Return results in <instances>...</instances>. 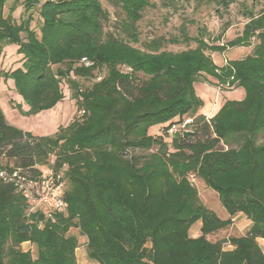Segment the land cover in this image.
<instances>
[{"label": "trees", "instance_id": "16d2710c", "mask_svg": "<svg viewBox=\"0 0 264 264\" xmlns=\"http://www.w3.org/2000/svg\"><path fill=\"white\" fill-rule=\"evenodd\" d=\"M13 1L5 16L7 0H0V55L5 44L18 45L21 65L4 78L13 80L31 112L62 99L66 76L74 84L75 77L98 70V80L81 92L76 88L73 98L84 114L52 135L7 123L0 108V159L36 173L48 165L64 167L67 203L66 215L39 228L43 216H27L22 196L0 179V264H77L79 240L66 235L70 225L86 237V257L97 264H264L257 241L264 240V9L228 42L244 44L255 36L252 53L217 66L205 51L222 48L203 39L180 52L159 51L177 38L152 40L147 51L133 47L128 40L137 42L148 0H117L123 37L104 31L109 14L100 0ZM195 1L227 6L231 0ZM16 4L24 13L37 8L39 36L30 15L15 23ZM182 36L191 41L185 31ZM202 74L243 88L244 97L226 100L208 120L194 115L203 106L194 88ZM183 116L192 119L193 133L176 132L170 143L148 133ZM189 173L217 192L227 219L201 203ZM237 214L251 221L244 235L207 238ZM197 221L200 234L191 237ZM25 241L34 244V258L21 248Z\"/></svg>", "mask_w": 264, "mask_h": 264}, {"label": "rangeland", "instance_id": "374dc122", "mask_svg": "<svg viewBox=\"0 0 264 264\" xmlns=\"http://www.w3.org/2000/svg\"><path fill=\"white\" fill-rule=\"evenodd\" d=\"M149 6L142 12L141 19L137 22V42L129 41V43L142 51H147L146 45L152 40L163 38L169 40L173 38L179 39L177 43L165 42L161 45L159 51L180 52L189 48H194L197 43L193 39H203L209 47H221L222 50H206V54L210 55L213 62L217 66H223L225 61H233L243 59L250 55L253 47L257 42L255 36L244 44H235L230 46L228 42L242 35L244 26L254 16L257 17L264 9V0H231L227 6L214 2H197L195 0H148ZM101 6L109 14V20L106 23L104 31H110L114 34H120V20L124 15L117 5V0H100ZM18 4V3H17ZM16 4V5H17ZM14 5L13 0H7L4 6V15L8 14L11 6ZM31 16L30 28L36 31L39 36V28L41 20L38 17L37 8L31 13H24L23 7L17 5L12 13L13 20L19 24L22 19ZM182 27L184 28L182 30ZM191 38V41L183 40L182 32ZM21 39L24 41L26 33H21ZM123 37V36H122ZM18 45L8 43L3 46L0 55V108L7 118L8 122L19 129H29L31 132L40 135H52L59 127L67 126L71 121L78 118V110L76 99H74V91L79 92L89 88L95 80H98L94 71L93 76H77L74 78V84L70 81V77L66 76L61 79L60 87L63 97L50 108H45L37 112H31L27 105L19 95L17 89L10 78L5 79L4 73L14 70L21 65V55L17 53ZM83 62V61H82ZM86 65V63H84ZM53 69L56 66L52 67ZM99 73H103L105 68L99 69ZM3 73V74H1ZM143 79L142 74L138 76ZM71 83V88L69 84ZM196 94L200 96L204 104H207V109L213 106L216 110L227 97L239 98L235 85H221L218 80L210 75L202 74L198 82L194 83ZM244 93V90L241 89ZM218 100V102H216ZM203 109L200 107L194 115H203ZM205 115V114H204ZM210 114H206L205 118H209ZM192 116V115H189ZM189 116L181 118L176 117L171 122L157 124L149 128L148 133L153 136L161 135L167 143L171 142V129L175 126L178 132L181 124ZM185 132L193 133V129H187ZM183 132L182 134H184ZM185 135V134H184ZM156 147L149 151L135 150L136 154H148L155 151ZM55 152L50 155V162L54 161ZM0 163L13 165V159H0ZM188 179L197 189L198 197L201 203L208 209L213 210L220 217L226 216V211L223 208L218 194L212 188L205 185L203 180L189 173ZM66 187V185H65ZM241 219H238L240 221ZM242 232V224L232 228L225 229L222 234L214 235L213 238L220 236H228L240 234ZM200 222H195L189 229V236L195 237L200 233ZM66 235H75L79 240V247L76 250L77 264H97L86 257L85 243L86 237L79 233L78 228L70 225L66 231ZM262 244L263 239H260ZM24 251H29L34 258L36 249L33 243L25 241L21 244Z\"/></svg>", "mask_w": 264, "mask_h": 264}, {"label": "built area", "instance_id": "2783aa9c", "mask_svg": "<svg viewBox=\"0 0 264 264\" xmlns=\"http://www.w3.org/2000/svg\"><path fill=\"white\" fill-rule=\"evenodd\" d=\"M85 61V59H82ZM226 63V61H225ZM78 116L84 114V110H78ZM206 120L209 118L206 117ZM192 122L191 118H186L181 124L179 130L182 133L187 131ZM173 134L178 129L173 126L169 129ZM180 133V131H179ZM34 168H20L12 165L6 168H0V179L10 184L14 191L22 196L25 202V214L38 213L43 218L38 221V227H42L44 221L54 222L59 214L66 215L67 203L63 197L65 190V181L63 179V168L56 169L48 165L36 173Z\"/></svg>", "mask_w": 264, "mask_h": 264}, {"label": "crops", "instance_id": "0c3cea01", "mask_svg": "<svg viewBox=\"0 0 264 264\" xmlns=\"http://www.w3.org/2000/svg\"><path fill=\"white\" fill-rule=\"evenodd\" d=\"M195 88V87H194ZM241 89H243V88H241V87H238L237 89H236V91H237V93L239 94V98H229V97H227V100H241L243 97H244V93H243V91L241 90ZM196 91V90H195ZM199 98H200V96H199ZM201 99V98H200ZM202 100V99H201ZM203 101V100H202ZM226 101V100H225ZM225 101H223L222 102V104L225 102ZM216 102H218V100L216 101ZM222 104L216 109V110H214V108H213V106H210L208 109L206 108L207 107V104H204V102H203V106H202V109H203V113L202 114H210L209 115V118L222 106ZM5 119H6V121H7V123H9L8 122V120H7V118L5 117ZM10 124V123H9ZM12 125V124H11ZM14 126V125H13ZM16 127V126H15ZM22 130H24V131H29V132H31L29 129H22ZM32 134H34V135H40V134H35V133H33V132H31ZM218 215V214H217ZM219 216V215H218ZM220 217V216H219ZM229 216H228V213L226 212V216L224 217V218H222V217H220L221 219H227ZM238 219H241L240 221H238ZM200 222V221H199ZM240 224H242V232H241V229L239 228V227H237V229H240V231L239 232H241L240 234H233L232 236H242V235H244L245 234V232L248 230V228H249V226H250V224H251V221L249 220V219H247L245 216H243V215H241V214H237V215H235L233 218H232V224L229 226V227H227V228H224V229H220L219 231H217V232H215V233H213V234H210V235H207V238L209 239V240H212V241H215V240H218V239H222V238H227V237H229V236H231V235H228V236H220V237H217V238H213V236L214 235H220V234H222V232L226 229H232V228H234V227H236V226H238V225H240ZM200 225H201V223H200ZM200 229V228H199ZM200 234V233H199ZM198 234V235H199ZM197 235V236H198ZM196 237V236H195ZM257 241H258V243H259V246L261 247V249H262V251H263V253H264V243L262 244V241H260V238H258L257 239ZM224 249H226V250H228V249H231V246L230 245H228V244H225L224 245ZM77 250V249H76ZM75 255H76V251H75Z\"/></svg>", "mask_w": 264, "mask_h": 264}, {"label": "water", "instance_id": "95a60500", "mask_svg": "<svg viewBox=\"0 0 264 264\" xmlns=\"http://www.w3.org/2000/svg\"><path fill=\"white\" fill-rule=\"evenodd\" d=\"M190 133H191V132H185L184 134H185V135H188V134H190Z\"/></svg>", "mask_w": 264, "mask_h": 264}]
</instances>
